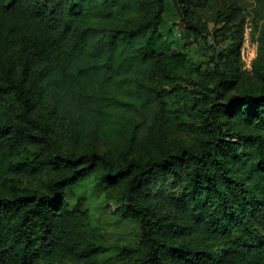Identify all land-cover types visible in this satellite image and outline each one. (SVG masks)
Listing matches in <instances>:
<instances>
[{
	"label": "trees",
	"instance_id": "obj_1",
	"mask_svg": "<svg viewBox=\"0 0 264 264\" xmlns=\"http://www.w3.org/2000/svg\"><path fill=\"white\" fill-rule=\"evenodd\" d=\"M208 1L174 0L185 30L203 32ZM164 8L0 0V264H97L103 236L69 199L83 182L122 189L143 249L124 248L130 264H264V65L240 92L238 35L179 103L198 68L148 50Z\"/></svg>",
	"mask_w": 264,
	"mask_h": 264
},
{
	"label": "rangeland",
	"instance_id": "obj_2",
	"mask_svg": "<svg viewBox=\"0 0 264 264\" xmlns=\"http://www.w3.org/2000/svg\"><path fill=\"white\" fill-rule=\"evenodd\" d=\"M203 32L195 35L188 32L180 22V16L174 7V0H165V8L161 24L149 43L148 50L170 55L177 52L186 53L194 67L198 68L195 76L185 77L180 83L190 92L178 95V102L186 101L193 96L201 98L202 94L195 90L202 85L211 86L206 77L208 70H213L216 52L223 51L226 44L234 37L242 35L241 83L240 92L259 83L258 70L264 65V0H209L207 5L198 9L193 17ZM254 56L248 61L250 50ZM242 50L244 57H242ZM0 106V118L4 117ZM186 117V115H184ZM177 138L191 142V135L176 132ZM83 141L88 143L90 136L84 133ZM110 146L100 143L102 150ZM81 198L82 205L89 208L100 233L103 236L104 252L97 257V264H130L134 257L143 254L139 247L140 229L130 219L118 214L116 207L121 203L122 189L103 190L94 182H83L70 192L69 199L75 202ZM139 248L137 255L129 256L124 248ZM44 264V263H38ZM55 264H71L70 261Z\"/></svg>",
	"mask_w": 264,
	"mask_h": 264
},
{
	"label": "built area",
	"instance_id": "obj_3",
	"mask_svg": "<svg viewBox=\"0 0 264 264\" xmlns=\"http://www.w3.org/2000/svg\"><path fill=\"white\" fill-rule=\"evenodd\" d=\"M253 56H254V49H251V50H250V56L247 55L248 61H249L250 58H252ZM242 57L245 59L243 50H242Z\"/></svg>",
	"mask_w": 264,
	"mask_h": 264
}]
</instances>
